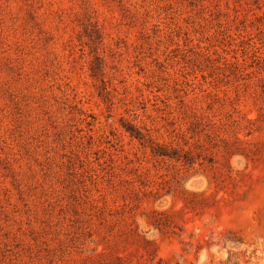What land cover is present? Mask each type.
<instances>
[{"label": "rangeland", "instance_id": "rangeland-1", "mask_svg": "<svg viewBox=\"0 0 264 264\" xmlns=\"http://www.w3.org/2000/svg\"><path fill=\"white\" fill-rule=\"evenodd\" d=\"M0 264H264V0H0Z\"/></svg>", "mask_w": 264, "mask_h": 264}]
</instances>
